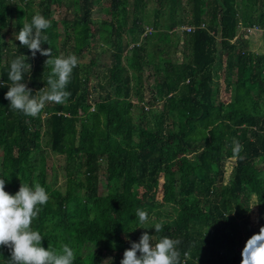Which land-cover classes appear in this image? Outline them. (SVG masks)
Segmentation results:
<instances>
[{"label": "trees", "instance_id": "trees-1", "mask_svg": "<svg viewBox=\"0 0 264 264\" xmlns=\"http://www.w3.org/2000/svg\"><path fill=\"white\" fill-rule=\"evenodd\" d=\"M98 2L0 0L5 191L15 195L21 183L46 189L50 201L32 227L46 250L72 247L74 264H121L145 231L153 243L180 240L181 260L190 252L187 264H241L240 235L248 231L250 238L264 227V0H106L97 20ZM37 13L51 21L43 48L75 54L79 64L68 102L49 103L33 118L4 98L10 64L28 57L32 70L24 82L35 95L46 87L49 57L33 58L5 36ZM252 30L262 31L260 52L245 38ZM234 139L243 146L238 157ZM50 153L63 158L62 186L47 181ZM137 209L149 214L147 224L139 223ZM10 259L0 247V264Z\"/></svg>", "mask_w": 264, "mask_h": 264}, {"label": "clouds", "instance_id": "clouds-1", "mask_svg": "<svg viewBox=\"0 0 264 264\" xmlns=\"http://www.w3.org/2000/svg\"><path fill=\"white\" fill-rule=\"evenodd\" d=\"M24 19L26 21V17ZM50 27L51 21L37 13L30 23L25 22L18 34L14 35L21 46L31 51L33 58L37 53L49 57L44 64L48 71L46 87L35 95L24 82L25 74H30L32 70V65L26 63L28 57L18 55L10 64L8 80L11 84L4 98L10 102V109L33 118L38 117L49 103L63 105L68 102L71 93L66 89L79 64L75 54L55 56L51 47L47 50L43 48L46 44L44 42L48 40L43 32ZM242 150L243 146L234 139L233 157H238ZM5 187V179L0 178V247L10 250L9 264H74L75 253L72 247L64 244L59 252L50 246L46 250L42 246L44 237L32 227L42 206L50 201L46 189L38 183L34 187L21 183L19 191L12 195L5 191ZM135 215L141 225L149 222V214L145 210L137 209ZM162 229L161 223H155L156 233ZM153 241L154 235L145 231L138 243L132 242L130 249L125 250L121 264H187L190 252L183 253L182 261L178 249L180 240L164 236L155 243ZM241 255V264H264V227L247 240Z\"/></svg>", "mask_w": 264, "mask_h": 264}, {"label": "rangeland", "instance_id": "rangeland-1", "mask_svg": "<svg viewBox=\"0 0 264 264\" xmlns=\"http://www.w3.org/2000/svg\"><path fill=\"white\" fill-rule=\"evenodd\" d=\"M106 3V0H99V2L97 3V5L94 7V12H93V17L94 19H101L102 18V13L100 12L101 7ZM156 3V2H154ZM152 3L153 6H155V4ZM180 31H175V33H177V35L179 34ZM6 39L8 41L13 40L14 36L11 34V32L7 29L6 31ZM180 34L178 35L179 38V43L178 46L176 47V56L178 61L181 60V41H180ZM245 38L248 39L249 43L251 44V49L254 50L255 52H260L263 49V42H262V31L261 30H252V32H249L247 35H245ZM87 53H85V57L83 58V61H87L86 58ZM103 61L105 62H109L110 59L109 57H106L103 59ZM144 81L147 83H151L152 82V78H150V68H145V72H144ZM94 81H92L93 83ZM220 89H219V93L223 94V87H222V80L220 79ZM147 92V91H146ZM148 96V93H147ZM157 108L159 109V105H157ZM64 164L63 158L62 156L59 155H54L50 153V156H48V162H47V181L54 183L56 186H62L63 184V170H62V166ZM231 167H232V160H229L226 162V165L224 166V176H225V181L229 178V174L231 172ZM56 169V170H55ZM56 175V176H55ZM100 181H99V186H100V191H103V189L105 188V182H104V176L102 175V173H100ZM164 210H169L168 207H164ZM173 218L176 217V214L173 213ZM258 220H259V215H258V211L256 209V206L253 205V208L250 212V222L253 225L258 224ZM248 231L244 232V235H240V244L242 249L245 247V244L247 242V240L249 239V237L247 236ZM254 235L253 232L249 234L250 238L251 236ZM102 262L106 263L107 262V257H103L102 258Z\"/></svg>", "mask_w": 264, "mask_h": 264}, {"label": "built area", "instance_id": "built-area-1", "mask_svg": "<svg viewBox=\"0 0 264 264\" xmlns=\"http://www.w3.org/2000/svg\"><path fill=\"white\" fill-rule=\"evenodd\" d=\"M184 28H186V30H188V31L190 30V27H184Z\"/></svg>", "mask_w": 264, "mask_h": 264}]
</instances>
